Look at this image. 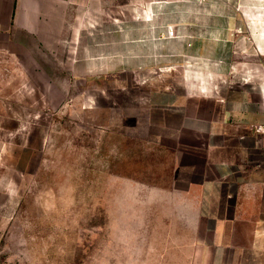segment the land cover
I'll return each instance as SVG.
<instances>
[{"label":"crops","instance_id":"1","mask_svg":"<svg viewBox=\"0 0 264 264\" xmlns=\"http://www.w3.org/2000/svg\"><path fill=\"white\" fill-rule=\"evenodd\" d=\"M0 54L53 102L111 78L110 128L162 151L191 264H264V0H0Z\"/></svg>","mask_w":264,"mask_h":264},{"label":"rangeland","instance_id":"2","mask_svg":"<svg viewBox=\"0 0 264 264\" xmlns=\"http://www.w3.org/2000/svg\"><path fill=\"white\" fill-rule=\"evenodd\" d=\"M13 65L0 54V263L191 264L162 151L110 128L112 79L58 103Z\"/></svg>","mask_w":264,"mask_h":264},{"label":"built area","instance_id":"3","mask_svg":"<svg viewBox=\"0 0 264 264\" xmlns=\"http://www.w3.org/2000/svg\"><path fill=\"white\" fill-rule=\"evenodd\" d=\"M169 35L174 36V30H170Z\"/></svg>","mask_w":264,"mask_h":264}]
</instances>
